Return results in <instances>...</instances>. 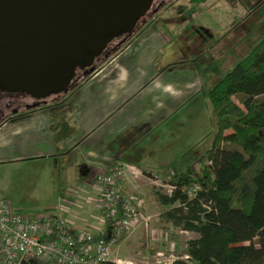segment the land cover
Wrapping results in <instances>:
<instances>
[{
  "label": "crops",
  "instance_id": "crops-1",
  "mask_svg": "<svg viewBox=\"0 0 264 264\" xmlns=\"http://www.w3.org/2000/svg\"><path fill=\"white\" fill-rule=\"evenodd\" d=\"M159 40L133 36L71 89L0 121V181L6 196L13 201L10 189L33 188L43 189L46 196V190L81 184L85 200L93 173H106L111 157L119 155L123 163L144 168L140 159L161 151L165 123L191 86L164 80L154 57L162 53ZM144 175L157 181L145 169L136 175L126 172L122 188L139 189ZM41 206L56 210L51 202ZM59 213L75 223L98 226L86 207Z\"/></svg>",
  "mask_w": 264,
  "mask_h": 264
},
{
  "label": "rangeland",
  "instance_id": "rangeland-1",
  "mask_svg": "<svg viewBox=\"0 0 264 264\" xmlns=\"http://www.w3.org/2000/svg\"><path fill=\"white\" fill-rule=\"evenodd\" d=\"M150 11L144 18L149 16L150 19L136 36L160 39L158 47L162 53L158 51L154 57L163 67L164 80L178 81L185 88L188 83L191 87L189 96L182 99L178 111L165 123L161 151L156 156L142 157L138 164L145 167H136L139 174L145 169L157 181L152 182L144 175L145 182L139 189L122 188L141 198L142 211L149 217L146 232L138 227L109 246L108 257L111 255L123 264L164 263L170 256L178 257L185 241L196 236L180 231L159 217L162 207L154 199V189L169 193L171 187L166 180L170 175L198 168L216 131L206 92L264 36V0H173L155 9V16ZM20 98L22 102L27 100L26 96L20 95ZM0 99L10 98L0 93ZM27 105L17 109L23 110ZM223 117L230 119L226 115ZM80 185L46 190V196L40 188L10 189L13 202L4 194L0 181V198L15 213L45 210L41 205L48 202L59 209L66 194H81ZM85 215L88 214H81L80 218ZM156 252H161L162 256L156 257Z\"/></svg>",
  "mask_w": 264,
  "mask_h": 264
},
{
  "label": "trees",
  "instance_id": "trees-1",
  "mask_svg": "<svg viewBox=\"0 0 264 264\" xmlns=\"http://www.w3.org/2000/svg\"><path fill=\"white\" fill-rule=\"evenodd\" d=\"M124 43L96 58L91 70L76 68L67 90ZM53 95L58 94L41 100L26 96L32 102L23 110ZM206 97L216 131L200 165L170 175L169 193L154 189L153 194L164 222L196 236L172 262L157 264H264V36L208 88Z\"/></svg>",
  "mask_w": 264,
  "mask_h": 264
},
{
  "label": "water",
  "instance_id": "water-1",
  "mask_svg": "<svg viewBox=\"0 0 264 264\" xmlns=\"http://www.w3.org/2000/svg\"><path fill=\"white\" fill-rule=\"evenodd\" d=\"M151 0H0V91L60 94ZM120 42L119 44H121ZM118 44V45H119Z\"/></svg>",
  "mask_w": 264,
  "mask_h": 264
},
{
  "label": "built area",
  "instance_id": "built-area-1",
  "mask_svg": "<svg viewBox=\"0 0 264 264\" xmlns=\"http://www.w3.org/2000/svg\"><path fill=\"white\" fill-rule=\"evenodd\" d=\"M108 162L106 173H93L87 199L68 193L59 209L15 213L0 198V264H123L108 257L109 246L138 227L146 232L149 217L142 211L141 198L122 189L125 173L139 171L123 163L119 155ZM85 206L97 227L75 223L58 213ZM176 258L170 256L164 263Z\"/></svg>",
  "mask_w": 264,
  "mask_h": 264
},
{
  "label": "flooded vegetation",
  "instance_id": "flooded-vegetation-1",
  "mask_svg": "<svg viewBox=\"0 0 264 264\" xmlns=\"http://www.w3.org/2000/svg\"><path fill=\"white\" fill-rule=\"evenodd\" d=\"M172 1L173 0H151V4L149 6V9L145 13H143L142 15H139L137 17V19H136V21L134 23L133 30L131 32H129V33H127V32H120V33H117V35L111 36V39L105 45V47L102 50V53L100 54V56H103L107 52L111 51L112 48L114 46H117L120 42L124 43L128 39H130L133 36L137 35L138 34V31L142 28V25L145 24L150 19L149 16L146 19H144L145 18V15L146 16L148 15V13H149L148 11L149 10H151L150 11L151 14H153V16H155V13H156L155 9H157V8L158 9L159 8H163L167 4L171 3ZM152 10H154V11H152ZM100 56H98V57H100ZM98 57H96V58H98ZM5 95L7 97H9L10 99H8V100H1L0 99V121L3 120L9 114H12V112L15 111L17 113L18 111H20V109H17V108H20L22 105H24V104H30L32 102V101H29L28 98H27V100H24V102H22L23 100H21L20 95H17V94L8 93V94H5ZM52 97L55 98L56 96L53 95Z\"/></svg>",
  "mask_w": 264,
  "mask_h": 264
}]
</instances>
